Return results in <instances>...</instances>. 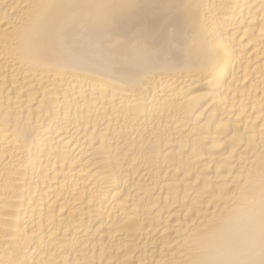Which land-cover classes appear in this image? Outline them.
I'll use <instances>...</instances> for the list:
<instances>
[{
    "label": "bare ground",
    "instance_id": "1",
    "mask_svg": "<svg viewBox=\"0 0 264 264\" xmlns=\"http://www.w3.org/2000/svg\"><path fill=\"white\" fill-rule=\"evenodd\" d=\"M0 264H264V0H0Z\"/></svg>",
    "mask_w": 264,
    "mask_h": 264
}]
</instances>
